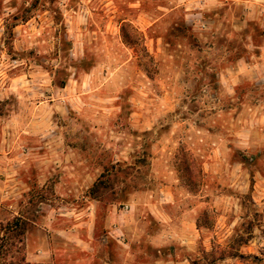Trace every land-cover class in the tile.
I'll use <instances>...</instances> for the list:
<instances>
[{"label":"rangeland","instance_id":"obj_1","mask_svg":"<svg viewBox=\"0 0 264 264\" xmlns=\"http://www.w3.org/2000/svg\"><path fill=\"white\" fill-rule=\"evenodd\" d=\"M17 218L30 264H264V0H0Z\"/></svg>","mask_w":264,"mask_h":264},{"label":"trees","instance_id":"obj_2","mask_svg":"<svg viewBox=\"0 0 264 264\" xmlns=\"http://www.w3.org/2000/svg\"><path fill=\"white\" fill-rule=\"evenodd\" d=\"M123 37L125 42L131 44L126 32ZM103 185V180L98 181L92 192L98 193ZM29 223V220L24 218H17L7 222L0 221V264H30L27 262L25 253V239Z\"/></svg>","mask_w":264,"mask_h":264},{"label":"crops","instance_id":"obj_3","mask_svg":"<svg viewBox=\"0 0 264 264\" xmlns=\"http://www.w3.org/2000/svg\"><path fill=\"white\" fill-rule=\"evenodd\" d=\"M28 24H30V23H29V22H27V23H26V25H28ZM23 28H25V27L23 26Z\"/></svg>","mask_w":264,"mask_h":264}]
</instances>
